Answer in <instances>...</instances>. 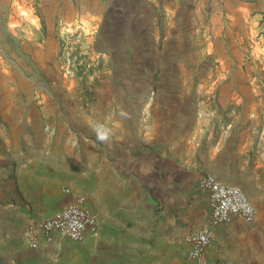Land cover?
<instances>
[{
	"label": "crops",
	"instance_id": "1",
	"mask_svg": "<svg viewBox=\"0 0 264 264\" xmlns=\"http://www.w3.org/2000/svg\"><path fill=\"white\" fill-rule=\"evenodd\" d=\"M183 2H160L173 29L167 44L192 49L207 37L199 29L202 20L209 18L212 25L219 15L215 24L222 28L208 39L210 53L226 67L248 53L250 35L264 19V0H192L186 11ZM40 3L49 17L64 22V30L79 18L115 23L128 17L147 24L158 6L156 0ZM186 25L192 30L186 32ZM189 95L167 94L166 105L148 102L117 113L142 116L139 155L137 133L131 135L116 119L108 150L99 155L19 163L11 182L15 195L7 203L10 225L0 235V264H197L188 258L189 238L208 223L209 200L198 188L206 174L239 187L256 218L248 224L235 217L226 226L210 227L213 240L204 264H264V127L253 110L233 106L237 94H216L205 98L209 102L199 94L196 105L186 109L182 100ZM122 132L131 139L127 149ZM78 198L96 217V230L80 242L59 232L47 240L38 232V246L32 248L27 227L53 218Z\"/></svg>",
	"mask_w": 264,
	"mask_h": 264
},
{
	"label": "rangeland",
	"instance_id": "2",
	"mask_svg": "<svg viewBox=\"0 0 264 264\" xmlns=\"http://www.w3.org/2000/svg\"><path fill=\"white\" fill-rule=\"evenodd\" d=\"M162 1L156 0L147 24L79 18L64 30L40 0H0V235L10 225L7 203L19 163L99 155L108 150L116 119L137 133L136 154L142 153V116L117 115L129 106L160 107L167 94H190L182 100L188 109L199 94L208 102L216 94H237L233 106L253 110L264 127V19L250 35L248 53L226 67L210 53L211 31L222 28L215 24L219 15L212 25L202 20L203 42L181 51L167 44L173 29ZM180 1L185 11L191 8L192 0ZM125 140L127 149L129 135Z\"/></svg>",
	"mask_w": 264,
	"mask_h": 264
},
{
	"label": "built area",
	"instance_id": "3",
	"mask_svg": "<svg viewBox=\"0 0 264 264\" xmlns=\"http://www.w3.org/2000/svg\"><path fill=\"white\" fill-rule=\"evenodd\" d=\"M198 188L208 197L210 215L207 225L190 236L191 249L188 258L197 264H204L206 251L213 240L210 227L226 226L235 217L248 224L253 223L256 211L239 187L223 184L212 175L202 176ZM83 204L84 199L78 198L53 218L30 224L26 232L30 246H38V232L47 240L52 232H59L74 242H80L87 232H94L97 226L96 217Z\"/></svg>",
	"mask_w": 264,
	"mask_h": 264
},
{
	"label": "bare ground",
	"instance_id": "4",
	"mask_svg": "<svg viewBox=\"0 0 264 264\" xmlns=\"http://www.w3.org/2000/svg\"><path fill=\"white\" fill-rule=\"evenodd\" d=\"M20 165H17V167H19Z\"/></svg>",
	"mask_w": 264,
	"mask_h": 264
}]
</instances>
